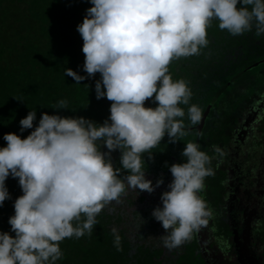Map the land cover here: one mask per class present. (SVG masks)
<instances>
[{"label":"clouds","instance_id":"9594fccd","mask_svg":"<svg viewBox=\"0 0 264 264\" xmlns=\"http://www.w3.org/2000/svg\"><path fill=\"white\" fill-rule=\"evenodd\" d=\"M93 5L77 31L83 39L87 76L68 68L77 84L97 73V99L111 101L103 124L84 117L37 112L20 120L26 138L5 134L0 147V207L11 199L6 180L18 178L23 195L14 202L11 232L0 231V264H57L60 242L91 234L97 216L128 189L154 193L164 184L146 176L145 155L169 137L181 141L185 117L199 125L202 110L190 104L192 90L169 73L172 61L200 54L209 44L213 21L233 36L255 29L264 35V0H90ZM152 98L156 107H146ZM181 105L189 106L187 113ZM57 110L67 109L61 100ZM106 148L108 151H102ZM121 152L115 167L112 153ZM220 153L219 148L214 149ZM184 163L168 165L173 179L162 193L153 218L161 222L164 247L175 249L209 225L213 210L200 193L214 176L212 157L188 142ZM148 167V166H147ZM126 173V174H125ZM142 217V216H141ZM83 218V219H82ZM143 223L145 220L142 217ZM255 226H261L260 221ZM11 233H15L13 236ZM121 251L122 237L112 229Z\"/></svg>","mask_w":264,"mask_h":264},{"label":"trees","instance_id":"16d2710c","mask_svg":"<svg viewBox=\"0 0 264 264\" xmlns=\"http://www.w3.org/2000/svg\"><path fill=\"white\" fill-rule=\"evenodd\" d=\"M92 6L90 0H0V147L6 146L5 134L30 135L34 129L21 133L20 120L31 110L37 112L36 125L45 112L98 124L109 118L112 102L97 99L95 92L101 75L77 84L65 74L71 68L87 76L77 27ZM218 25L213 21L208 28L209 44L200 54L169 65L172 78L191 88L190 104L202 110L203 130L186 116L181 141L170 143L166 135L152 157L144 154L147 178H163L164 184L154 193L128 189L121 203L101 211L90 235L60 242L57 264H264V35L254 29L233 36ZM61 100L67 109H56ZM145 106L157 103L150 98ZM181 107L187 113L189 106ZM188 142L212 157L215 175L205 179L200 195L214 215L190 241L168 249L159 239L165 229L152 212L169 190L168 165L186 162L182 152ZM120 156L119 150L112 153L115 167H121ZM6 186L11 199L0 207V231L11 232L8 221L23 191L18 178L9 176ZM113 228L122 237L121 251Z\"/></svg>","mask_w":264,"mask_h":264},{"label":"rangeland","instance_id":"374dc122","mask_svg":"<svg viewBox=\"0 0 264 264\" xmlns=\"http://www.w3.org/2000/svg\"><path fill=\"white\" fill-rule=\"evenodd\" d=\"M204 128V127H203ZM166 178L167 180L169 181V183H171L172 179H173V176L172 174L170 173V171H168V173L166 174Z\"/></svg>","mask_w":264,"mask_h":264},{"label":"water","instance_id":"95a60500","mask_svg":"<svg viewBox=\"0 0 264 264\" xmlns=\"http://www.w3.org/2000/svg\"><path fill=\"white\" fill-rule=\"evenodd\" d=\"M205 123V118L202 120L201 124L199 125V130L201 131Z\"/></svg>","mask_w":264,"mask_h":264},{"label":"crops","instance_id":"0c3cea01","mask_svg":"<svg viewBox=\"0 0 264 264\" xmlns=\"http://www.w3.org/2000/svg\"><path fill=\"white\" fill-rule=\"evenodd\" d=\"M203 127H204V126H203ZM202 130H203V128H202ZM202 130H201V131H202Z\"/></svg>","mask_w":264,"mask_h":264}]
</instances>
